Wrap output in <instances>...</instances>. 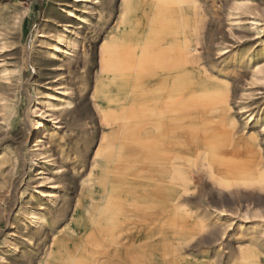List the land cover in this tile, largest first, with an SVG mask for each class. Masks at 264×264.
Here are the masks:
<instances>
[{
  "label": "bare ground",
  "instance_id": "bare-ground-1",
  "mask_svg": "<svg viewBox=\"0 0 264 264\" xmlns=\"http://www.w3.org/2000/svg\"><path fill=\"white\" fill-rule=\"evenodd\" d=\"M79 2L82 24L89 4L100 1ZM199 12L197 0H120L119 30L100 48L90 98L102 131L98 150L84 174L94 134L85 124L72 159L61 152L78 165L79 186L37 264H264V227L220 239L226 206L237 210L241 202L248 212L264 203V157L243 142L228 84L201 61ZM67 25L51 46L55 60L70 62L80 35L66 34ZM42 36L36 31L31 42ZM254 73L263 78L260 68ZM58 90L61 97L49 95L38 118L52 122L64 111L53 108L71 106L73 90ZM40 119L31 120L33 138L43 133ZM43 147L40 139L33 156ZM204 241L214 262L186 257Z\"/></svg>",
  "mask_w": 264,
  "mask_h": 264
},
{
  "label": "rangeland",
  "instance_id": "rangeland-1",
  "mask_svg": "<svg viewBox=\"0 0 264 264\" xmlns=\"http://www.w3.org/2000/svg\"><path fill=\"white\" fill-rule=\"evenodd\" d=\"M99 1L89 4L88 19L79 24V0H0V264H37L54 231L53 222L66 205L74 204L71 191L79 186L78 165L63 161L61 152L72 156L81 144L75 134L85 124L94 134L87 137L91 145L84 174L98 150L102 131L90 98L100 48L119 30L120 0ZM197 1L201 61L228 84L229 109L243 142L264 157V0ZM65 25L66 34L76 29L80 35L70 62L67 56L55 60L57 52L51 46L56 31ZM38 30L43 36L32 43ZM256 68L263 78L256 76ZM62 85L73 90L71 106L53 108L52 112L64 111L52 122L38 118L35 112L49 95L61 97ZM248 115L253 116L249 122ZM34 119H40L44 129L33 138ZM53 132L57 137L49 143ZM40 139L44 147L34 157L31 149ZM236 205L237 210L226 206L218 220L224 224L222 242L239 228L264 227V203L251 204L248 212L243 203ZM211 246L204 241L186 257L207 262L213 255Z\"/></svg>",
  "mask_w": 264,
  "mask_h": 264
}]
</instances>
